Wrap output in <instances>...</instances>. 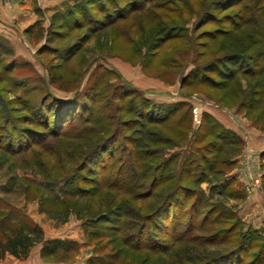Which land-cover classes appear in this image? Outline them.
Returning <instances> with one entry per match:
<instances>
[{
    "label": "rangeland",
    "instance_id": "obj_1",
    "mask_svg": "<svg viewBox=\"0 0 264 264\" xmlns=\"http://www.w3.org/2000/svg\"><path fill=\"white\" fill-rule=\"evenodd\" d=\"M79 1L0 0V242L5 226L15 220L39 226L45 239L61 240L70 248L51 257L41 253L39 243L25 258L5 252L0 264H223L220 258L229 243L204 244L210 232L192 230L186 235L203 234L197 241L175 237L189 222L198 227L213 207L209 218L218 213L225 223L212 228L225 231L236 218L243 223L239 232L251 229L264 240V151L249 142L255 132L264 133V95L253 107L245 106L257 98L250 93L261 79L238 74L233 85L223 89L186 79L222 40L226 43L219 54L230 48V36L218 35L205 49L198 44L207 40L203 31L231 25L221 17L229 16L234 23L258 15V25L244 24L242 32L257 29L264 35V0H112L107 9L86 0L85 8L95 9L52 22L55 13L66 14ZM49 34L54 37L45 45ZM203 50L209 55L200 56ZM129 88L156 103L180 102L173 120L182 118V125L149 122L138 99L136 112H128L125 99L114 96ZM74 93L73 100L85 105L83 112H93L83 116H89L87 126L96 131L64 128L56 135L60 129L51 115L46 117L47 107L38 120L49 121L48 131L24 120L39 110L30 103L50 105L52 94L66 99ZM213 112L241 131L240 149L206 150L214 141L209 124L201 126L199 132L207 133L194 144L192 135L202 118H215ZM114 128L117 135H112ZM153 133L158 141H153ZM167 135L172 139L166 140ZM103 138L109 139L105 154L94 147ZM109 148L114 153L103 169L99 161ZM133 156L136 164L130 167ZM229 156L232 164H222ZM185 157L193 161L189 176L152 183L172 172L177 175ZM205 160L212 161L214 169L202 173ZM141 166L149 168L146 174V169H137ZM121 170L123 176L136 174L139 187L112 185L109 181ZM141 174L145 177L139 178ZM196 178L201 183L194 182ZM179 183L187 185L188 195L200 193L201 200L191 207L195 196L187 195L180 229L172 236L171 221L157 211L165 193ZM227 212L236 217L223 221ZM257 250L244 247L241 264L253 260Z\"/></svg>",
    "mask_w": 264,
    "mask_h": 264
},
{
    "label": "trees",
    "instance_id": "obj_2",
    "mask_svg": "<svg viewBox=\"0 0 264 264\" xmlns=\"http://www.w3.org/2000/svg\"><path fill=\"white\" fill-rule=\"evenodd\" d=\"M127 1V0H126ZM90 3L95 5V8H99L104 5V7L107 9L108 6H106L107 3H111L112 0H89ZM86 0H83L82 2L79 1L77 3H74V7H72L70 10L66 12V14L69 16H66V14H54L53 16V21L54 22L56 19H60L61 17H65V20H68L71 18H75L78 14H84L86 13V9L89 11L95 9L85 8ZM128 4V1L126 2ZM244 9V8H243ZM237 16V15H235ZM243 16V15H241ZM88 18H90L88 16ZM223 19L224 23H229L228 28H218L216 29V32H210V31H203L202 33L205 35L207 40L205 42H198V44L203 48H208L211 44V41L216 40L218 35H222L223 37L230 36L231 42H230V48L225 50L224 52L219 54V52L222 50L223 47H225V40H222V42L219 44L218 48L215 50H210L209 54L211 56L207 57L206 60L202 62L201 65H196L195 68H192L189 72V74L186 76L189 82H198L200 84L209 82V84L215 88V89H223L226 87H231V83L233 85V82L236 81L238 74L245 76V77H260V81L254 82V86L256 88L252 89V92L250 93L251 95L255 94L257 95L254 100H251L250 102L246 103V107L250 108L253 107L251 106L252 103L255 102H260L263 99L264 95V35L258 32V30H252V31H243L242 32V25L244 24H251V26H256L258 24L257 21L259 20L258 15H252V16H247L243 22L242 21H236V22H231L232 19L229 16H224L221 17ZM211 19V18H209ZM218 18H215V20ZM220 19V18H219ZM242 19V18H240ZM218 21V20H217ZM220 21V20H219ZM218 21V22H219ZM238 22V23H237ZM242 22V23H241ZM241 31V32H240ZM56 35V34H55ZM176 35V34H174ZM54 36L52 34H49L46 36V39L44 40L45 45H48L51 39ZM48 39V40H47ZM189 45L192 44V38L189 41ZM197 44V45H198ZM256 47V48H253ZM251 49V52H247ZM255 49V50H254ZM200 56L201 55H209L208 52H205L203 50L202 52H199ZM200 67V68H199ZM7 68V67H6ZM4 68V69H6ZM211 75H215L218 78L214 79L212 78ZM185 76H183L184 78ZM181 77L180 83H183V79ZM130 88L127 89V91L123 92H118L114 97L126 101L128 103V108L127 111L131 113H135L136 109L134 108V102L138 99L139 104L145 109L144 111H147L146 115H148V119L150 120L149 122L159 125L160 127H164L166 121H171L174 123V121H177V125L181 126L183 123L182 118L178 120H173L176 116L177 111L181 109L180 107V102H177L175 104L173 103H156L152 100H148L144 96L138 97L134 91L129 92ZM48 94H50L48 92ZM77 95V93L72 94L69 98L66 99H61L58 97H55L53 94L51 95V104L50 105H45L44 103H40L39 105H35L30 103V106L32 108H39L37 112H30L33 113L34 116H24V120L33 124V125H39L42 129L49 130L50 129V124L49 121H43L39 122L38 118V113H40L42 110V107L48 108L50 113L46 115V117L52 119V123L54 124L55 127H58L60 129V132H58L59 135L62 132V129L65 128V130H68L69 128H74L78 132H92L96 131V128H92L87 126L88 123L90 122L89 116H83L84 113L87 114H92L93 112H83L85 108V105L82 104V101L78 103V101H74L72 97ZM96 96V94H94ZM92 96V95H91ZM73 100V101H72ZM81 104V105H80ZM245 104V103H244ZM250 104V105H249ZM1 105V103H0ZM41 105V106H40ZM80 105V107H79ZM185 104L183 105V107ZM30 109V111L32 110ZM99 110V109H98ZM96 110V111H98ZM80 111V112H79ZM82 111V112H81ZM264 112V108L262 110ZM101 113L98 112V115ZM143 115V114H142ZM3 116L0 114V119H2ZM172 118V120H171ZM46 120V119H45ZM117 120V119H116ZM96 121V118L95 120ZM176 124V123H175ZM174 124V125H175ZM205 124H209L210 129L213 130L214 134V141H211L209 143V146L206 147L208 151L214 149L216 151H223L227 150L228 148L236 149L238 147L240 149L241 145V137L233 130L225 127L223 124H221L220 121H218L216 118L213 117H203L200 126L198 127L197 130H195L194 134L192 135V140L194 144L200 140L203 136L206 135L204 131L199 132V130L204 127ZM176 126V125H175ZM90 128V129H89ZM102 128V127H100ZM99 131V130H98ZM97 131V132H98ZM178 133H183L181 131H184L183 129L177 130ZM180 131V132H179ZM117 132L115 128L113 129L112 135H115ZM185 133V132H184ZM117 135V134H116ZM153 141H158V136H156L155 133H153ZM30 139L33 141V136H30ZM172 136H166L165 139H172ZM111 139V138H110ZM36 140V139H35ZM108 138H103L100 140L98 143L95 144V149L97 146V150H102L104 151L103 154L106 153V148H105V143L108 141ZM30 141V140H29ZM150 141H152L150 139ZM217 148V149H216ZM94 149V148H93ZM198 149V147H197ZM107 154L102 156V159H100L99 163L101 167L104 169L106 168L109 159L113 155V150L110 148L107 150ZM192 151L197 152L196 148ZM207 151V152H208ZM189 155V154H188ZM99 156H97L98 158ZM206 157L204 154L201 156ZM131 160V159H130ZM133 163L130 164V167H134L136 164L137 156H133ZM172 159H167L164 161V167L168 166L171 164ZM187 161V162H186ZM189 160L187 157L184 158L182 166H180L179 173L177 175H174L172 172L167 179H162L159 182L153 181L152 183L154 185H157L158 183H161V181H167L168 179H176V181H180V177L187 176L190 172V166L192 165L193 161L188 162ZM233 160L232 157H226L223 158L222 164L227 165V164H232ZM204 166L202 167V173L205 171H209L214 169L213 167V162L205 160L204 161ZM188 164V165H187ZM186 165L188 167H186ZM129 167V166H128ZM157 168L154 169L157 171ZM141 170H145V174L149 170V168L146 166H141V168H137ZM222 169L216 168V171L220 173ZM122 171V170H121ZM118 171V175L112 179L111 184L114 185L116 184L119 187H125L127 190H131L137 186L138 184H135L136 178L138 177L136 174H131V175H126L123 176V171L122 172ZM221 174V173H220ZM122 176L124 179H121ZM144 175H140L139 178L143 177ZM189 176V175H188ZM145 177V176H144ZM182 179V178H181ZM117 180V181H116ZM127 183V186H124V183ZM194 182L201 183V179L196 178ZM108 184L106 183V186ZM224 185V184H223ZM180 192V193H179ZM188 189L187 185L179 183L175 185V187L171 188L169 191L165 193L164 200L161 202L159 205V209L157 212L162 213V217L167 218V220L171 221V226L173 228L172 236L176 234V231L180 229L179 224H180V218H181V211L183 209V204L184 202L188 199V196H195V200L193 201V204H191V207L196 202H199L201 200V194L198 192H194L192 195H188ZM196 193L199 195L198 198L196 196ZM184 195V196H181ZM188 195V196H187ZM216 210V207H213V210H210L209 212L205 213L201 223L199 224L198 227H194L193 222H189L190 226L188 225L185 227V232H181L180 234H177L175 237L178 239V241H184V239L190 241V240H198L200 237H204L203 234H190V231L192 230H197L198 232H204L208 231L210 232L208 236H206V239L204 240V244H219V243H229L227 249L225 250L224 254L220 258L222 260L223 264H241L242 259L244 258V251L243 248L246 246L251 247H257V255H255L254 259L249 261L248 264H264V240L258 235L257 231L247 229V230H240L239 232V226L242 225L243 223L237 220L234 215V213L227 212L225 213L223 217V221L227 220H232L235 218L234 222L235 224H231L232 226L230 227H225L226 230L223 231V227H218V228H212L213 225L220 224L224 225L225 222H222L220 219L221 214H215L213 218H209L210 214H213ZM180 212V213H179ZM235 216V217H234ZM208 222V225L206 226V223ZM191 229V230H190ZM238 229V232L236 231ZM4 240L0 242V257L3 256L5 252H8L9 254L16 256V257H21L25 258L30 249L35 245V244H41V253L46 256H56L57 251L60 249H64V251H69L70 248L67 246H62L63 242L61 240H51V239H45L43 237V231L42 229L37 226V225H32V224H26L24 222H18L15 220H11L7 226L4 228ZM206 242V243H205ZM261 242L262 244H258ZM64 247V248H61ZM246 257V255H245ZM65 256L61 257V259H64ZM227 260V263L225 262ZM177 261H173V264H175ZM221 263V262H220ZM222 264V263H221Z\"/></svg>",
    "mask_w": 264,
    "mask_h": 264
},
{
    "label": "crops",
    "instance_id": "obj_3",
    "mask_svg": "<svg viewBox=\"0 0 264 264\" xmlns=\"http://www.w3.org/2000/svg\"><path fill=\"white\" fill-rule=\"evenodd\" d=\"M49 1H51V0H49ZM213 116L216 119H218V121H220L222 124H224L227 128H229V129L235 131L237 134H240L241 135V131H239L237 129V127L234 128V126H232L231 123L226 122L225 121L226 118H224L223 115H222L223 116L222 117L221 115H218L216 112H213ZM229 116H230V118H232L231 115H229ZM251 133H253V132H251ZM255 133H258V132H255ZM255 133H254V135L252 134V137L251 136L249 137V140H250L249 142L252 143L256 147V150H258L259 152L262 153L264 151V133H260V135L255 134ZM245 149H247V146H244V150ZM247 155H248L247 153L246 154L245 153H242L241 156L244 157V156H247ZM234 158L236 159V158H239V157H234Z\"/></svg>",
    "mask_w": 264,
    "mask_h": 264
},
{
    "label": "built area",
    "instance_id": "obj_4",
    "mask_svg": "<svg viewBox=\"0 0 264 264\" xmlns=\"http://www.w3.org/2000/svg\"><path fill=\"white\" fill-rule=\"evenodd\" d=\"M194 121H196V122L199 121V117H198V115L194 116Z\"/></svg>",
    "mask_w": 264,
    "mask_h": 264
}]
</instances>
